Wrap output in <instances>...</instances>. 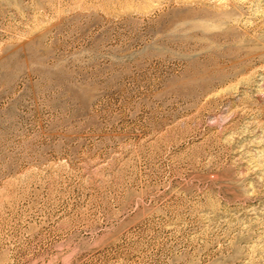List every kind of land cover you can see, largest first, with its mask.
<instances>
[{"label": "rangeland", "instance_id": "374dc122", "mask_svg": "<svg viewBox=\"0 0 264 264\" xmlns=\"http://www.w3.org/2000/svg\"><path fill=\"white\" fill-rule=\"evenodd\" d=\"M0 264H264V0H0Z\"/></svg>", "mask_w": 264, "mask_h": 264}]
</instances>
